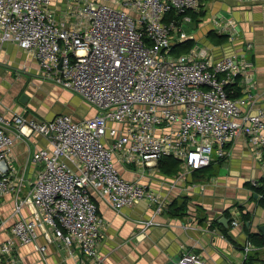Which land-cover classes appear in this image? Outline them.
Returning <instances> with one entry per match:
<instances>
[{
  "label": "built area",
  "instance_id": "1",
  "mask_svg": "<svg viewBox=\"0 0 264 264\" xmlns=\"http://www.w3.org/2000/svg\"><path fill=\"white\" fill-rule=\"evenodd\" d=\"M109 1L77 0L59 17L52 0H0V44L18 46L36 61L42 79L96 111L82 120L64 112L49 119L0 112V196L14 195L17 217L0 243V264H15L14 250L40 234L80 255L81 264H100L103 220L95 198L115 210L146 201L161 213L165 199L124 179L115 159L143 169L171 157L187 172L226 158L227 144L239 134L264 149V106L251 111L256 99L248 62L202 49L172 54L189 38V12L201 0ZM237 88L242 95L234 97ZM31 136L46 144L29 151L26 162L36 172L28 179L27 163L17 170L11 151L15 138ZM253 185L264 192V178ZM27 205L38 220L23 217ZM238 224L232 216L231 225ZM252 247L244 244L245 257ZM38 250L45 256L46 245ZM174 264H204V258L183 250Z\"/></svg>",
  "mask_w": 264,
  "mask_h": 264
},
{
  "label": "crops",
  "instance_id": "2",
  "mask_svg": "<svg viewBox=\"0 0 264 264\" xmlns=\"http://www.w3.org/2000/svg\"><path fill=\"white\" fill-rule=\"evenodd\" d=\"M101 1L111 3L109 0ZM76 2L52 0V8L60 17L69 5ZM189 14L192 19L186 25L189 38L175 48L188 45V51L183 53L202 49L213 57L236 54L244 58L250 65L251 93L256 99L251 111L263 107L264 0H201L199 8ZM5 48L19 54L18 65L23 67L12 64ZM4 63L12 64L21 72L34 70L42 79L33 58L15 44H0V90L5 88L1 83ZM239 95L242 91L237 88L232 96ZM25 96L26 101L20 104L0 98V112L6 117L24 112L44 119L57 114L51 112L50 117H45L37 113L28 105L30 95L25 94L23 98ZM95 112L93 109L92 115ZM90 116L74 118L82 120ZM45 144V140L38 136H31L28 141L15 138L11 157L19 171L27 163L26 178H33L36 172L35 166L26 162L29 151ZM227 148L229 154L226 158L214 157L208 166L187 172L180 165L177 171L174 170L171 162L161 166L157 162L153 167L140 169L115 159L116 168L124 179L147 185L165 199L167 206L159 214H155L154 207L146 201L115 210L106 201L95 198L103 220L98 246L100 264H174L183 250L200 254L204 264H264V245L256 243L260 236L263 237L259 226L264 224V208L253 197L257 193L253 182L261 183L264 178V149L255 150L243 134L227 144ZM161 168L171 172L165 173ZM27 188L26 185L22 196ZM14 198L9 193L0 196V243L10 235V226L17 218L13 214ZM245 213L246 217H242ZM22 215L26 219L38 220L29 205L23 209ZM235 215L239 224L234 227L231 218ZM223 218L229 219L227 224L221 222ZM147 220L154 224L146 226ZM39 229L44 231L45 228L39 224ZM248 242L253 247L245 257L243 246ZM39 245H46L45 256L38 250ZM13 253L15 264H81L80 255L68 254L46 234H40L34 243L17 247Z\"/></svg>",
  "mask_w": 264,
  "mask_h": 264
},
{
  "label": "rangeland",
  "instance_id": "3",
  "mask_svg": "<svg viewBox=\"0 0 264 264\" xmlns=\"http://www.w3.org/2000/svg\"><path fill=\"white\" fill-rule=\"evenodd\" d=\"M5 49L8 56L10 55L12 64L16 67H23V65H18L20 62L19 54L11 48ZM172 54L176 55L175 52H172ZM12 64L4 63L5 71L1 83L3 82L5 88L0 90L1 100L5 98L20 104L26 101L27 97L22 98V96L29 94L28 105L37 113L44 114L45 117H50L52 113L56 112H68L76 119L92 115V106L82 101L75 93L53 82L40 79L34 70L32 72H21Z\"/></svg>",
  "mask_w": 264,
  "mask_h": 264
},
{
  "label": "trees",
  "instance_id": "4",
  "mask_svg": "<svg viewBox=\"0 0 264 264\" xmlns=\"http://www.w3.org/2000/svg\"><path fill=\"white\" fill-rule=\"evenodd\" d=\"M184 43H185V41L182 42V43H179V44H177V45H175V46H173L172 51L175 52L176 54L183 53L182 51H188V49H189V48H188V45H186L184 48H179V49H176V48H175V47H177V46L183 45ZM168 160H169V161H168ZM157 162H159V165H160V166H161V164H163V163L171 162V163L174 165V167H175L174 170H176V171H177V167H178V165H180V163H179L178 160L166 159V158H164V157L160 158ZM199 169H200V168H199ZM161 170H162L163 172H165V173H168V172L170 173V172H171L170 169H162V168H161ZM256 189H257V191H256L257 193H256V194H253V197H254L255 200H257L258 204L261 205V206L264 208V192H262L261 187H256ZM259 193L262 194L261 197H259V196L257 195V194H259ZM246 215H247V213L243 214L242 217H246ZM249 236H251V234H249ZM256 243H257L258 245H264V238L260 236V239H259L258 241H256Z\"/></svg>",
  "mask_w": 264,
  "mask_h": 264
},
{
  "label": "water",
  "instance_id": "5",
  "mask_svg": "<svg viewBox=\"0 0 264 264\" xmlns=\"http://www.w3.org/2000/svg\"><path fill=\"white\" fill-rule=\"evenodd\" d=\"M22 98H23V96H22ZM22 98H21V100H22ZM228 221H229L228 218H223V220H221V222L226 223V224L228 223ZM259 230L261 231V233H262V235L264 237V224L259 226Z\"/></svg>",
  "mask_w": 264,
  "mask_h": 264
}]
</instances>
